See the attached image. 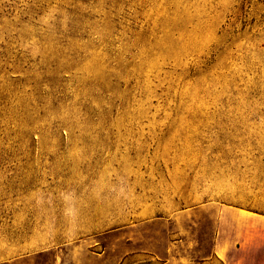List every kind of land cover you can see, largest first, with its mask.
Returning a JSON list of instances; mask_svg holds the SVG:
<instances>
[{
  "label": "rangeland",
  "instance_id": "374dc122",
  "mask_svg": "<svg viewBox=\"0 0 264 264\" xmlns=\"http://www.w3.org/2000/svg\"><path fill=\"white\" fill-rule=\"evenodd\" d=\"M0 264H264V0H0Z\"/></svg>",
  "mask_w": 264,
  "mask_h": 264
}]
</instances>
